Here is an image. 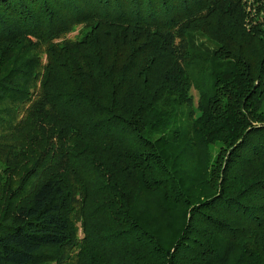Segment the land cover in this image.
<instances>
[{
    "label": "trees",
    "instance_id": "obj_1",
    "mask_svg": "<svg viewBox=\"0 0 264 264\" xmlns=\"http://www.w3.org/2000/svg\"><path fill=\"white\" fill-rule=\"evenodd\" d=\"M0 264H264V0H0Z\"/></svg>",
    "mask_w": 264,
    "mask_h": 264
},
{
    "label": "rangeland",
    "instance_id": "obj_2",
    "mask_svg": "<svg viewBox=\"0 0 264 264\" xmlns=\"http://www.w3.org/2000/svg\"><path fill=\"white\" fill-rule=\"evenodd\" d=\"M77 29H78V28H77ZM192 92H193V94H195V90H193ZM195 113H196V115L198 114V112H197V111H195Z\"/></svg>",
    "mask_w": 264,
    "mask_h": 264
}]
</instances>
